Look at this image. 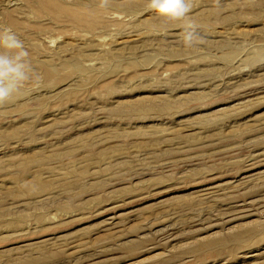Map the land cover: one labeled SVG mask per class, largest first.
<instances>
[{
    "label": "rangeland",
    "instance_id": "obj_1",
    "mask_svg": "<svg viewBox=\"0 0 264 264\" xmlns=\"http://www.w3.org/2000/svg\"><path fill=\"white\" fill-rule=\"evenodd\" d=\"M54 1L0 0L32 77L0 105V264H264V0H191L194 49L148 0Z\"/></svg>",
    "mask_w": 264,
    "mask_h": 264
},
{
    "label": "clouds",
    "instance_id": "obj_2",
    "mask_svg": "<svg viewBox=\"0 0 264 264\" xmlns=\"http://www.w3.org/2000/svg\"><path fill=\"white\" fill-rule=\"evenodd\" d=\"M148 7L163 20L184 21L181 33L184 47L194 49L197 46L200 41L197 26L189 19L191 0H148ZM0 47L11 50L22 49L23 45L10 30H5L0 32ZM26 55V52L20 51L13 60L0 54V105L8 102L32 79L25 70L26 65L21 62ZM35 79L38 80L39 77Z\"/></svg>",
    "mask_w": 264,
    "mask_h": 264
},
{
    "label": "bare ground",
    "instance_id": "obj_3",
    "mask_svg": "<svg viewBox=\"0 0 264 264\" xmlns=\"http://www.w3.org/2000/svg\"><path fill=\"white\" fill-rule=\"evenodd\" d=\"M44 1H48V2H50V3H47V5L46 6H44V3H43V0H33V6L34 5H37V12L36 13H38L39 14V17H40V15H41V13H42V18H43V15H44V13H46V15L47 16H49L50 18V20H52V18H56L55 16H57L58 15V13H57V11H58V8H59V5H58V3H56L55 1H57V0H52V2H51V0H44ZM53 1L55 2V4L53 3ZM45 9V10H44ZM61 10H59L58 12L59 13H61L60 12ZM66 11H69V10H66ZM66 13V12H65ZM68 13H70V12H68ZM75 13H77V12H75ZM57 14V15H56ZM61 14H63V13H61ZM60 14V15H61ZM5 15H6V20H8L9 21V23L11 22V24H13L14 26H16L17 24H18V19L14 16V14H13V10H7L6 11V13H5ZM60 15L58 16V18H56V21H58V19H59V17H60ZM77 15V14H76ZM45 16V15H44ZM78 16H79V14H78ZM38 17V18H39ZM76 17V16H75ZM44 18H46V16L44 17ZM77 18V17H76ZM40 19V18H39ZM73 19V18H72ZM75 19V18H74ZM55 21V22H56ZM75 21H77V20H75ZM52 22H54V20L52 21ZM20 23V22H19ZM78 24H80L81 22H77ZM77 24V25H78ZM81 25V24H80ZM89 27H91V25H89ZM3 55H5L6 56V54L3 52ZM173 105V103H169L168 104V102L167 103H165V106L166 107H169V106H172ZM26 128H28L29 130H30V128H32L30 125H27V127ZM41 157L40 156H36L35 157V160H39ZM216 244V243H215ZM29 260H31V259H29ZM45 260V258L44 257H42V256H37V257H34L33 258V260L32 261H35L36 263H38V264H43V261Z\"/></svg>",
    "mask_w": 264,
    "mask_h": 264
}]
</instances>
